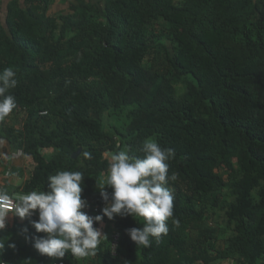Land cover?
<instances>
[{
  "label": "trees",
  "instance_id": "trees-1",
  "mask_svg": "<svg viewBox=\"0 0 264 264\" xmlns=\"http://www.w3.org/2000/svg\"><path fill=\"white\" fill-rule=\"evenodd\" d=\"M52 3L13 0L0 17V71L17 79L9 115L23 121H0V140L30 166L17 192L80 171L83 211L101 215L108 155L142 156L152 137L175 153L173 217L147 248L126 233L140 218L104 217L95 225L106 238L81 259L12 244L15 226L0 231V263L264 264V0H70L57 15Z\"/></svg>",
  "mask_w": 264,
  "mask_h": 264
},
{
  "label": "clouds",
  "instance_id": "clouds-1",
  "mask_svg": "<svg viewBox=\"0 0 264 264\" xmlns=\"http://www.w3.org/2000/svg\"><path fill=\"white\" fill-rule=\"evenodd\" d=\"M16 85V72L12 68L0 71V121L16 108V99L9 94ZM138 151L143 155L130 154L126 146L108 155L107 174L99 190L105 201L101 215L90 216L83 211L87 202L81 198L84 175L80 171H59L48 177L47 190L32 191L19 198L14 213L24 218L37 212L38 219L31 222L32 227L36 233L45 234L33 238V248L53 259H61L66 254L75 259L94 256L101 240L106 238L94 223L116 216L141 219L142 227L126 230L136 246L150 247L153 240L159 243L169 231L167 221L173 217L174 196L167 185L177 179L175 173L169 175L168 165L175 153L161 147L152 137L146 138ZM85 156L91 158L90 153ZM106 188L112 190L110 198ZM0 199L6 197L0 196ZM8 211L0 213V229L5 227ZM172 222L179 226L178 220ZM3 247L4 243H0V249Z\"/></svg>",
  "mask_w": 264,
  "mask_h": 264
},
{
  "label": "crops",
  "instance_id": "crops-1",
  "mask_svg": "<svg viewBox=\"0 0 264 264\" xmlns=\"http://www.w3.org/2000/svg\"><path fill=\"white\" fill-rule=\"evenodd\" d=\"M11 1H13V0H2L1 1L2 2V10L0 12V17L2 19L4 18V14H5V11H4L5 7ZM16 1H18L20 4H22L24 2V0H16ZM92 1L96 2L99 0H92ZM69 4H70V0H53L52 5L50 6V14L51 15H57L60 13H66L69 10ZM2 145L3 144H0V146H2ZM13 152L14 151H12L10 154V156L12 157L11 158L12 162H10V165H11L10 166V172H8V174L9 175L11 174V175L9 176V179H7L5 182H2V183H1V178H0V193L3 192V193L10 195L9 197L7 196V198H14L19 203V198L26 196V195L19 194L17 192L18 188L13 189L11 187V185H13V183L15 182V179L12 177H16V179L23 178L22 182L20 183L22 186V184L25 182V180H27V178L29 176L30 166H29L28 160L25 159L24 157H22V158L21 157H18V158L13 157L12 156ZM19 158H20V160H18ZM13 159H15V161ZM0 196H4V195H0ZM0 213H3V211L0 210ZM37 219H38V213L35 211H33L32 215L25 216L24 218L17 216L14 212L13 213H7L4 217L5 227L3 229H0V231L13 230L15 228V226H22V228L21 229L19 228L17 230V232L11 238V243L12 244L20 243L23 246L24 245H30L31 250L32 249L35 250L32 246L33 239L31 238V236H29L28 230H31L32 233H35V229H33L31 222L35 221ZM25 229H26V231H25ZM13 248L14 247L9 246L8 251L12 250Z\"/></svg>",
  "mask_w": 264,
  "mask_h": 264
},
{
  "label": "rangeland",
  "instance_id": "rangeland-1",
  "mask_svg": "<svg viewBox=\"0 0 264 264\" xmlns=\"http://www.w3.org/2000/svg\"><path fill=\"white\" fill-rule=\"evenodd\" d=\"M5 121L8 125L14 127V128H18L20 129L21 126H22V120H21V117L19 116H13V115H9L8 117L5 118ZM121 123L120 122H117L115 120H110L109 123L107 124H111V125H119ZM0 144H3L2 146H0V178H1V183L2 182H5L7 179H9V175L8 172H10V162H12L11 160V152L13 151L12 148H10L6 142L4 141H1L0 140ZM2 147V148H1ZM50 152H47L46 155H48ZM23 157V156H22ZM21 157V158H22ZM15 161V159H13ZM20 160V158L18 159ZM13 175V174H12ZM224 178H225V175H223ZM106 177V175L103 176V179ZM15 179V182L13 183V185H11V187L13 189L15 188H19L21 186V182H22V179L23 178H20V179H16V177H12ZM223 212L220 211L219 209L216 210V214L214 216V222H215V225L219 226L220 228H222L223 230V227H224V221H223ZM229 233L226 234V236H228ZM79 263V262H78ZM221 264H233L232 262H222Z\"/></svg>",
  "mask_w": 264,
  "mask_h": 264
},
{
  "label": "built area",
  "instance_id": "built-area-1",
  "mask_svg": "<svg viewBox=\"0 0 264 264\" xmlns=\"http://www.w3.org/2000/svg\"><path fill=\"white\" fill-rule=\"evenodd\" d=\"M12 156L15 157V158L22 157L21 150L13 152ZM110 197H111V194L109 195V198ZM17 204H18V202L14 198H7L6 197V199H0V210L3 211V212H6V211L11 209L7 213H13L15 208H16V206H17ZM95 212H97V211L95 210ZM93 226L96 227L95 223H94ZM38 234L40 236H44L45 235L44 233H38ZM117 239H118V236L115 235L114 236V240L116 241ZM0 264H6V263L4 261H1ZM47 264H65V263L64 262H55V263H47Z\"/></svg>",
  "mask_w": 264,
  "mask_h": 264
},
{
  "label": "water",
  "instance_id": "water-1",
  "mask_svg": "<svg viewBox=\"0 0 264 264\" xmlns=\"http://www.w3.org/2000/svg\"><path fill=\"white\" fill-rule=\"evenodd\" d=\"M80 152H81V149H79L78 152L72 156V158L75 159L80 154Z\"/></svg>",
  "mask_w": 264,
  "mask_h": 264
}]
</instances>
